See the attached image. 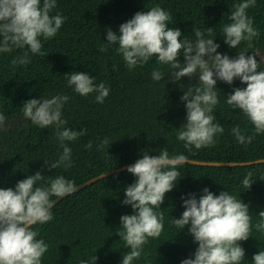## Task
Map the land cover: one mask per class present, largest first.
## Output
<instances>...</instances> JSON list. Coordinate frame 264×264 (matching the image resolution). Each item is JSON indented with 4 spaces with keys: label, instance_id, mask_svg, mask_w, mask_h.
Segmentation results:
<instances>
[{
    "label": "trees",
    "instance_id": "16d2710c",
    "mask_svg": "<svg viewBox=\"0 0 264 264\" xmlns=\"http://www.w3.org/2000/svg\"><path fill=\"white\" fill-rule=\"evenodd\" d=\"M242 0H57V13L67 17L58 34L43 39L44 56L33 55L24 49L0 53V112L7 117L4 131H0V189L13 188L29 175L40 172L44 180L37 186H49L48 181L64 176L79 185L101 173L126 164L135 163L144 153L157 156L165 148L170 156L183 154L188 161L178 167L181 173L174 189L165 194L159 211L164 213V230L158 239H149L144 253L133 264H181L194 259L198 243L188 232L177 228L172 220L179 219L183 211V199L195 194L197 199L208 188L217 196L222 191L242 199L249 206L252 217V235L247 241H239L245 250L241 264H254L253 257L264 251V232L257 231L259 213L264 211V162L246 165L199 164L189 160L208 162H247L264 159V133L257 134L247 147L239 144L232 133L237 125L245 136L254 134L244 113L227 104V97L235 88H246L239 78L230 85L217 80L219 103L213 114L223 128L216 137L214 147L191 151L177 139L179 128L186 123L185 101L181 100L189 86L199 83L198 76L183 77L171 82V69L157 63L153 56L143 67L133 70L126 67L118 45L108 46L107 30L119 34V26L134 17L137 12L149 11L159 5L167 10L172 20L169 27L182 32L195 41V29L205 33V38L215 40L217 51L236 58L239 51L256 54L259 68L264 71V0L247 10L254 19V27L260 35L249 48L242 42L238 48L225 44L223 27L231 23L229 16L233 6ZM43 3V0H41ZM208 27L212 28L211 36ZM28 51V65L13 66L12 60ZM50 54V55H49ZM181 52L180 61L184 62ZM160 69L165 77L154 81L151 73ZM215 71V70H213ZM82 72L95 78V83H105L110 88L104 103H97L96 93L87 97L76 93L67 83L66 74ZM66 95L70 99L62 109L63 127L87 134L76 141H65L72 149L71 165L51 168L59 160L63 148L57 137L55 125L40 128L23 115V105L30 99H52ZM107 138L109 145L100 148ZM92 148L85 147L89 142ZM45 161L48 163L46 164ZM253 173L255 181L250 189L243 186V179ZM136 177L127 169L98 179L53 205L54 219L33 225L50 247L42 257V264H81L96 256V264H122L123 255L130 251L117 234L121 228V216L134 214L130 205H124L125 189L135 183ZM53 196L51 199H55ZM146 257V258H145Z\"/></svg>",
    "mask_w": 264,
    "mask_h": 264
},
{
    "label": "clouds",
    "instance_id": "9594fccd",
    "mask_svg": "<svg viewBox=\"0 0 264 264\" xmlns=\"http://www.w3.org/2000/svg\"><path fill=\"white\" fill-rule=\"evenodd\" d=\"M256 3L257 0H242L233 6L229 16L231 23L223 27L224 42L229 47L238 48L242 42H247L250 48L252 41L260 35L259 29L254 27V19L247 14V10L255 7ZM56 7L57 0H43V3L41 0H0V53L27 46L33 55L44 56L41 37L45 40L55 37L67 20L59 13L51 15ZM171 20V14L159 5L146 12H137L119 26V34L110 28L107 30V44L101 45L100 51H106L110 45H118L117 51L129 70L143 67L156 56L157 63L170 67L173 83L185 76H198V85L189 86L181 97L186 102L187 114L186 123L177 132V139L183 141L189 151L193 146L197 150L215 146L216 137L224 132L213 114L219 103L215 91L217 80L231 85L239 78L247 87L235 88L227 97V104L241 110L254 126V134L249 136H245L238 125L232 128L237 143L247 147L257 134L264 133V71H257L256 54L249 56L247 51H239L236 58L221 54L217 51L220 45L211 38H205V33L198 27L194 31L195 41L186 36L181 40V30L169 27ZM211 32L212 28L208 27L209 36ZM28 51L14 58L13 66L28 65L31 62ZM181 52L183 63L179 59ZM165 76L160 69L151 73L157 82ZM65 77L68 85L79 95L87 97L96 93L97 103H104L109 96L110 88L103 82L96 84L95 78L88 73L73 72ZM69 99L66 95L30 99L22 108L24 117L34 125L40 128L55 125L61 129L57 137L63 152L59 160L51 164L53 169L71 165L72 149L65 141H76L87 134V129L76 131L63 127L67 121L62 119V109ZM6 121L7 117L0 112V131L6 130ZM108 145L109 140L105 138L99 147ZM85 147L91 149V141ZM187 161L188 157L183 154L170 156L165 148L157 156L144 153L142 158L128 166V173L137 179L126 187L122 201L134 212L120 218L121 228L117 234L130 249L123 255L122 264H133L139 260L149 239L161 236L165 217L163 211H159L160 206L164 203L165 194L178 183L181 175L178 167ZM44 177L37 172L19 181L15 189H0V264H42V257L50 246L43 239H37L39 232L32 226L54 219L51 197L62 198L78 190L75 181L62 175L50 179L47 182L49 186H37ZM252 177L253 173L249 172L243 179L246 189L255 182ZM189 197L182 198L185 210L181 218H174L172 223L181 230L190 225L188 232L198 243V248L194 259H185L181 264H241L245 250L238 242L253 236L249 206L228 191L217 196L204 188L199 199L195 194H189ZM259 217L261 220L255 224V229L264 232V211L259 213ZM96 260L97 257L93 256L81 264H96ZM253 261L254 264H264V251L255 254Z\"/></svg>",
    "mask_w": 264,
    "mask_h": 264
},
{
    "label": "water",
    "instance_id": "95a60500",
    "mask_svg": "<svg viewBox=\"0 0 264 264\" xmlns=\"http://www.w3.org/2000/svg\"><path fill=\"white\" fill-rule=\"evenodd\" d=\"M262 58L264 59V56H262ZM193 163H199V164H214V165H238V164H241V165H246V164H253V163H258V162H264V159H257L255 161H247V162H226V161H221V162H208V161H197V160H189ZM134 163H130V164H126V165H123L121 167H118V168H115L113 170H110V171H107V172H104V173H101L100 175H97L96 177H93L79 185H77L78 187V190H81L82 188L86 187L87 185L97 181L98 179H101L103 177H106V176H109L111 174H114L118 171H122V170H125L128 168V166L132 165ZM67 196V195H66ZM65 197V196H64ZM64 197H56L55 199H53V205L56 204L57 202H59L61 199H63Z\"/></svg>",
    "mask_w": 264,
    "mask_h": 264
}]
</instances>
